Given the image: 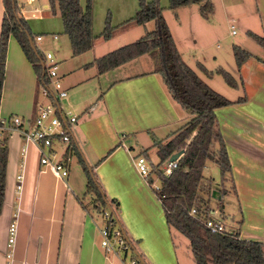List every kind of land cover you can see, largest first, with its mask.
Here are the masks:
<instances>
[{"label":"crops","instance_id":"1","mask_svg":"<svg viewBox=\"0 0 264 264\" xmlns=\"http://www.w3.org/2000/svg\"><path fill=\"white\" fill-rule=\"evenodd\" d=\"M118 1L115 12L122 23L134 14L137 4L136 0ZM210 1L213 4L211 15L217 13V17L228 22L230 33V25L235 20L242 22L247 36V31H251L264 38V0H244L245 8L239 6L243 0ZM34 2L36 0L17 2L18 11L25 20L41 18L44 10L49 8L48 1L40 5ZM160 5L178 49L165 17L170 10L168 0H160ZM191 7L199 13L196 3H191ZM179 9L187 7L175 8L171 19L176 23L175 28L181 30ZM3 12V0H0V27ZM93 20L92 13V34L95 37L90 49L77 55L69 51L60 61L51 51L57 62L58 75L67 90L61 102L78 115L65 158L67 175L59 178L40 164L38 148L32 142L24 143L20 134L11 129V124L1 130L0 138L7 146V159L0 211V264H4L7 228L15 214L17 231L13 264H126L122 255L106 253L100 245L98 213L91 208L90 197L85 194L86 176L78 154L92 169L106 197L118 202V220L142 263L186 264L179 247L174 244L176 231L166 224L161 200L137 172L132 157L142 154L152 171L154 166L159 167L163 162L154 164L149 152L153 149L157 154L156 143L166 141L191 114L172 98L160 74L153 70L148 53L102 73L97 71L95 64H90L94 58L108 52H105V43L114 37H128L125 43L131 42L153 29V21L117 27L105 40L100 36V29L94 27ZM206 21L201 24L206 23L209 28L215 26V34V22H210V17ZM190 29H194L192 24ZM204 29L205 25L201 31ZM52 34L56 37L53 38ZM36 35H41V39L35 40ZM33 37L35 46L46 37L52 41L59 39L57 33H36ZM250 54L240 65L236 61L230 63L243 76L240 80L244 96L227 97L234 102L216 108L215 115L230 162V172L223 179L230 178L240 213L232 230L242 239L264 244V55ZM145 55L151 60H140ZM193 59L194 65L190 67L210 87L227 92L223 84L214 79L217 73L208 75L198 67L201 63L207 70L214 71L221 67L219 58L211 57L213 67L205 66L196 56ZM37 84L32 64L14 36L10 35L0 96V119L10 115L33 117L38 104L45 99ZM236 84L233 88L237 89V81ZM39 98H42L40 102ZM24 144L26 148L22 155ZM72 144L78 154L71 148ZM54 146L57 148L58 144L54 143ZM22 162L23 169L20 168ZM20 170L23 177L18 193L16 174ZM151 176L152 180L156 177L153 173Z\"/></svg>","mask_w":264,"mask_h":264},{"label":"trees","instance_id":"2","mask_svg":"<svg viewBox=\"0 0 264 264\" xmlns=\"http://www.w3.org/2000/svg\"><path fill=\"white\" fill-rule=\"evenodd\" d=\"M137 2L134 14L118 27L131 23L143 25L148 21H153V29L146 31L131 42L94 58L90 64H95L97 71L102 73L141 54L148 53L153 61V70L160 74L172 98L179 103L181 108L191 114V117L166 141L156 143L160 162L169 158L172 153L182 150L177 166L170 174L165 175L156 169L157 166L153 167L154 175L159 179L161 190L164 192L161 205L166 224L188 238V247L194 264H264V244L262 242L242 239L235 230L225 229L212 232L203 223V220L213 218L209 213L210 206L201 194L205 179L202 173L205 162L213 159L220 168L222 179L226 173L230 172V162L224 140L218 129L215 109L228 105L234 100L228 99L210 87L183 60L164 19L160 0H137ZM48 3L53 10L55 4L57 5L63 31L70 42L72 55L90 49L95 37L92 34L90 0L87 1L85 7L80 5L79 0H48ZM191 3L198 4L199 13L204 17H207L213 10L210 0H168V8L175 9ZM3 5L4 12L0 27V96L10 35L14 36L32 64L39 89L40 84L47 81L45 68L40 64L43 56H40L36 49L34 37L28 29L26 20L23 17H17L16 0H3ZM115 28L110 26L106 19L100 36L105 40L109 39ZM247 34L264 47L262 36L251 31H247ZM232 51L237 65L251 55L249 51L238 45H233ZM198 67L208 75L220 74L231 87L237 85L231 74L221 67H217L214 71L207 70L201 63H198ZM71 148L78 154L73 144ZM6 159L7 146L5 140L0 138V211L4 196ZM78 159L82 163L86 176L85 194L90 197L91 208L97 213L107 209L110 221L122 230L126 240L132 245L118 220V202L106 197L93 171L91 175L80 154H78ZM151 179L152 176L149 182L152 181ZM192 208L195 209L194 215L190 213Z\"/></svg>","mask_w":264,"mask_h":264},{"label":"rangeland","instance_id":"3","mask_svg":"<svg viewBox=\"0 0 264 264\" xmlns=\"http://www.w3.org/2000/svg\"><path fill=\"white\" fill-rule=\"evenodd\" d=\"M23 1L24 0H16V2H18L19 4H22ZM44 1L47 2L48 0H36L34 4L36 3L40 5ZM87 1L88 0H79V3L82 7H85ZM119 2L120 1L118 0H90L91 10L94 19L93 24L94 27L97 28V30L100 29V32L103 30L106 19H108L110 26L114 28L118 27L121 22H119L120 20H118V12L116 14L115 10L117 11L118 8L116 6ZM136 4H138L137 0ZM190 5L191 4L186 5L187 9H179L178 11L181 18V30L175 28L176 23L173 19H171V17H174L172 15V12H175V10L170 9L165 13V17L167 18V21L170 24V27L175 35L174 37L177 42L178 49L182 54V58L185 60L186 63H188L189 66H193L195 61L193 59V56H196V58L200 62L204 63L205 66L213 67L211 57L216 56L217 58H219L220 61V63L218 64L221 65V67L227 70L236 79V81L238 82V88L236 89L228 86V84L224 81L223 77L219 74L217 76H214V79L219 80L218 82H221V84H223L225 89H227V92L220 90L222 92L221 93L213 87L212 88L226 97L235 98L238 94L244 96L240 80V78L243 76H241V73H239V71L234 70L235 68L230 66V63L232 64L235 62L232 46L238 45L253 54L264 55L262 47L254 39L246 35L245 28H243L242 26V22L240 23L239 21L233 20L235 24L236 33L231 34L229 32L228 22L224 21L221 16L217 17V13L215 16L209 13L207 17H204L200 13H196L194 11V8H190ZM239 6L245 8V1H241ZM18 8L19 7H17V17H23L22 14L18 11ZM44 12L45 13L42 14L43 17L41 18H28V20H26V24L32 36L36 33L58 34V40L52 41L51 39L46 37L41 42H37L38 46L36 47L40 56H43L45 51L50 50L52 52L54 51L56 60L60 61L63 58L67 57V52L70 51L71 54L70 42L67 34H65L63 31V25L58 12L57 5L55 4L54 10L51 9L49 5V8H46ZM29 13L30 12H28V14ZM208 17H210V22H215V24L217 25L215 34H213L215 26H210L209 28L207 27L206 23L201 24V22H205ZM191 24L194 27L193 31L190 29ZM203 25H205V29L201 31ZM123 27H125V25ZM126 39H128V37H120L119 39H116L114 37L113 40L105 43V52L111 50L113 47H118L122 44H125ZM200 56H203L204 58ZM140 58V60H142V58L151 60V58L149 56L147 57V55ZM41 100L42 98H39V102ZM43 101H41L40 103H42ZM215 144L213 145V148ZM149 157L154 164H158L160 162V159H158L159 157H157V154L154 152L153 149L151 150V152H149ZM72 159L74 162L75 157H73ZM205 163L206 164L204 165L202 170L205 179L203 182L201 194L205 198L207 205L210 206V215H212L213 218L220 220L224 224L226 230H232V228H235L237 225L235 220H238V218H240V213L238 210L236 197L233 193L232 186L229 181L230 178L227 177L226 179L222 180L220 168L213 159H208ZM220 191H222V193ZM212 210H214V213H211ZM96 217L99 226H101L104 221L102 217V212L98 213ZM172 232L174 231L172 230ZM174 233H176L177 235L173 237L174 244L177 248L179 247L178 249L181 257L185 258L186 264H194L192 263V255L188 248V238L177 231ZM130 251V249L127 252L120 251L122 252L121 255L123 256V259L126 263H128L129 261Z\"/></svg>","mask_w":264,"mask_h":264},{"label":"built area","instance_id":"4","mask_svg":"<svg viewBox=\"0 0 264 264\" xmlns=\"http://www.w3.org/2000/svg\"><path fill=\"white\" fill-rule=\"evenodd\" d=\"M231 33L236 32L235 25H230ZM55 38L56 34H52ZM41 35H36L35 40H40ZM43 65L46 71L47 81L40 84L39 92L45 98L39 103L36 113L33 117L23 118L19 115H10L7 118L0 119V133L4 126L11 124V129H15L23 138L24 143L32 142L38 148L40 157L39 162L44 167L51 170L57 177L64 178L68 169L65 164L66 153L71 146L72 131L75 128L78 115L70 108L62 104V100L67 95L60 76L57 72V62L51 51H45L43 55ZM57 143V148L54 146ZM26 144L21 149L22 155L25 153ZM179 156L173 160L167 158L163 161L157 170L168 175L177 166ZM132 162L137 172L148 182L152 190L157 194L160 200L164 197L161 190L159 179L149 182L150 176L154 172L149 165L146 157L138 154L132 157ZM164 164V165H163ZM23 169V162L20 164ZM22 170L16 174V190L19 193L22 187ZM190 213L194 215L195 209L192 208ZM104 219L103 224L98 228L100 234V245L106 253L121 255L122 252L130 251L129 261L126 264H143L134 251L133 246L126 240L122 230L110 221V214L107 209L102 211ZM204 225L212 232L224 231L225 227L216 218H207L203 220ZM17 221L16 214L10 221L7 228L6 250L4 252V264H13V247L16 238ZM122 251V252H120Z\"/></svg>","mask_w":264,"mask_h":264},{"label":"water","instance_id":"5","mask_svg":"<svg viewBox=\"0 0 264 264\" xmlns=\"http://www.w3.org/2000/svg\"><path fill=\"white\" fill-rule=\"evenodd\" d=\"M30 44H31V46H33L31 40H30ZM40 64H41L42 67L44 68L43 61H42V60L40 61ZM181 153H182V150L176 151V152L172 153V154L169 156V159H170V160H173V159L177 158ZM88 169H89V171H90V173H91V175H92V169H91L90 167H88ZM106 204H107V206L110 208L109 204H108V203H106ZM139 258H140V256H139ZM140 260H141V258H140ZM141 262H142V261H141Z\"/></svg>","mask_w":264,"mask_h":264}]
</instances>
